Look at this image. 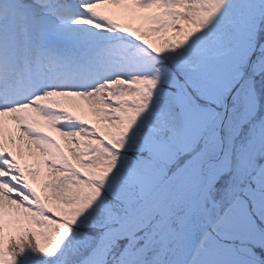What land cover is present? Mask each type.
Here are the masks:
<instances>
[{
	"label": "snow or ice",
	"instance_id": "1",
	"mask_svg": "<svg viewBox=\"0 0 264 264\" xmlns=\"http://www.w3.org/2000/svg\"><path fill=\"white\" fill-rule=\"evenodd\" d=\"M0 264H264V0H0Z\"/></svg>",
	"mask_w": 264,
	"mask_h": 264
},
{
	"label": "rangeland",
	"instance_id": "2",
	"mask_svg": "<svg viewBox=\"0 0 264 264\" xmlns=\"http://www.w3.org/2000/svg\"><path fill=\"white\" fill-rule=\"evenodd\" d=\"M37 187H38V190H39L40 186H39V185H37Z\"/></svg>",
	"mask_w": 264,
	"mask_h": 264
}]
</instances>
